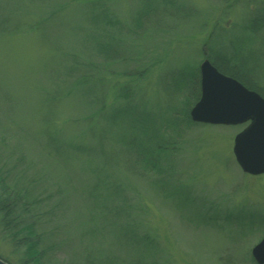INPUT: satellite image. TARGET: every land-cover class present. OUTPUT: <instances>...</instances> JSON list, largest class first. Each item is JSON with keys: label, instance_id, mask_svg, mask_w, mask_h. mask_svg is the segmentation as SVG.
<instances>
[{"label": "rangeland", "instance_id": "1", "mask_svg": "<svg viewBox=\"0 0 264 264\" xmlns=\"http://www.w3.org/2000/svg\"><path fill=\"white\" fill-rule=\"evenodd\" d=\"M258 12L264 0H0V258L20 264L32 239L54 263L117 264L147 233L164 264H257L264 174L233 153L248 124L182 115L209 57L264 93Z\"/></svg>", "mask_w": 264, "mask_h": 264}, {"label": "water", "instance_id": "2", "mask_svg": "<svg viewBox=\"0 0 264 264\" xmlns=\"http://www.w3.org/2000/svg\"><path fill=\"white\" fill-rule=\"evenodd\" d=\"M201 97L190 112L193 122L246 128L236 135L233 153L243 173L264 174V98L237 80L225 76L209 60L200 66ZM264 264V238L252 250ZM0 264H8L0 259Z\"/></svg>", "mask_w": 264, "mask_h": 264}, {"label": "trees", "instance_id": "3", "mask_svg": "<svg viewBox=\"0 0 264 264\" xmlns=\"http://www.w3.org/2000/svg\"><path fill=\"white\" fill-rule=\"evenodd\" d=\"M100 1V0H95ZM95 5V3L93 4ZM56 14V13H55ZM252 22L253 27L252 29H250L251 31L253 29L252 32L254 33H258L261 30H264V13L262 12H258L255 13L253 18H252ZM109 36V41H113L112 35H108ZM98 40V45L100 47V50L102 52H106L107 50H111L112 49V44L110 43H102L99 39ZM217 55H223L222 53H216ZM212 57H209L211 63L219 70V65L217 64V61L215 59H211ZM225 60V59H223ZM237 61V59H235ZM240 64H244L246 65L243 61H239ZM241 65V67H242ZM238 79V78H237ZM192 82H194L195 85H198L199 87V78L198 80H191ZM197 82V83H195ZM246 84V85H245ZM244 85L251 89V90H255L258 93H260L263 97H264V93L262 91H260L259 89H257L254 86H251L247 83H245ZM189 109L187 108L186 111L183 113L182 117L184 118V123L187 125H193V123L190 120V116H189ZM164 141V139H163ZM162 141V142H163ZM153 145V144H152ZM155 145V144H154ZM152 148V147H151ZM147 149L149 150L150 148L147 147ZM163 146L162 143L160 142V144H158V146L156 148H152L150 151H148L147 153L143 154L144 158L143 160H140V166L143 167L145 170L149 171V170H158V158L155 157V152H157L158 154L163 152ZM1 206V205H0ZM2 210H0V214L3 215V212H1ZM32 229V227H30L29 225H25L23 227V230L25 229ZM16 234H18V232H16ZM31 241H29V243L27 244V250L24 253L23 257L21 258L20 264H59V263H54L51 262L52 259L51 257H49V255H46V251L40 249V246L38 243L32 241V239H29ZM133 242L131 241L130 243H135L136 248L133 247L131 245V247L134 249V251L137 253V257L135 256L133 260H124L121 263H117V264H164L160 259H159V252H160V248L158 246V242L156 240L155 237H153L151 234H147L145 233L142 238L139 237H135V239H132ZM4 260V259H3ZM5 262H7L8 264H12L6 260H4ZM111 262V261H110ZM88 264H92L91 261L88 262ZM110 264H116L115 262H112Z\"/></svg>", "mask_w": 264, "mask_h": 264}, {"label": "bare ground", "instance_id": "4", "mask_svg": "<svg viewBox=\"0 0 264 264\" xmlns=\"http://www.w3.org/2000/svg\"><path fill=\"white\" fill-rule=\"evenodd\" d=\"M0 259H2V258H0ZM3 260V259H2Z\"/></svg>", "mask_w": 264, "mask_h": 264}]
</instances>
